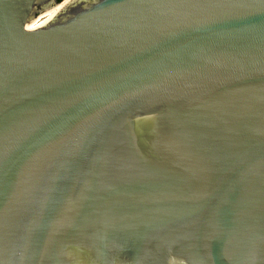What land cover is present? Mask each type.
I'll use <instances>...</instances> for the list:
<instances>
[{
  "label": "water",
  "instance_id": "95a60500",
  "mask_svg": "<svg viewBox=\"0 0 264 264\" xmlns=\"http://www.w3.org/2000/svg\"><path fill=\"white\" fill-rule=\"evenodd\" d=\"M0 264H264V0H0Z\"/></svg>",
  "mask_w": 264,
  "mask_h": 264
},
{
  "label": "trees",
  "instance_id": "16d2710c",
  "mask_svg": "<svg viewBox=\"0 0 264 264\" xmlns=\"http://www.w3.org/2000/svg\"><path fill=\"white\" fill-rule=\"evenodd\" d=\"M58 1H61V0H58Z\"/></svg>",
  "mask_w": 264,
  "mask_h": 264
}]
</instances>
